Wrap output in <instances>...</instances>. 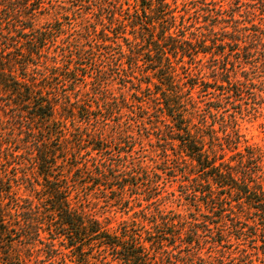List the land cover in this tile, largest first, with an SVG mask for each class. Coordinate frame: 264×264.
Wrapping results in <instances>:
<instances>
[{
	"label": "trees",
	"instance_id": "16d2710c",
	"mask_svg": "<svg viewBox=\"0 0 264 264\" xmlns=\"http://www.w3.org/2000/svg\"><path fill=\"white\" fill-rule=\"evenodd\" d=\"M43 1L32 0L16 17L11 15L15 8L0 9V98L8 110V121L18 128L25 127L26 138L22 143L40 177V188L35 190L37 203L18 195V179L9 175L5 167L10 158L19 155L13 154L17 140L0 134L4 141H0V154L5 151L9 157L0 161V262L27 264L30 252L42 250L49 264H223L220 258L206 261L198 254L203 236L198 233L196 222L182 220L179 214L156 207L157 200L153 199L158 195V175H150L138 162L127 161L130 154L123 156L112 150L115 137L103 133L112 111L104 113L99 104L93 109L91 104L77 99L70 102L67 89L75 88L79 81L85 82L82 78L85 73L80 78L79 65L89 68L103 60L70 46L62 49V62L44 54L60 27L54 23L38 27L33 23L32 18L41 11ZM113 7L121 17L109 18V24L115 26L111 44L104 47L114 52L107 51L105 57L113 62L116 73L124 71L125 53L116 40L120 37L131 52L125 59L127 67L138 68L142 59L147 73L143 76L147 98L156 100L158 110L169 119L168 142L175 141L179 148L175 160L190 166L188 171L186 167L180 168L191 182L183 185L185 195L193 203L202 201L215 216L211 223L217 233L231 231L235 238L250 239L252 247L257 252L260 250L264 259V168L261 165L264 154L251 147L245 156L235 153L239 156L235 164L230 162L233 156L225 158V149L236 150L239 143V135L231 125L233 117L229 114L228 120L225 119L222 112L226 109L218 104H209L206 112L196 108L192 90L197 81H189L190 69L185 66L199 62V54L226 57L237 53V34L224 29L218 32L207 26L206 32L200 30L197 34L190 32L192 37L186 36L187 26L182 19L177 22L174 14L176 0H137L131 9L115 3ZM221 12H216L213 21H224L219 16ZM5 25L11 26L9 32L20 34L22 40H11L12 36L3 31ZM127 28L132 39L124 35ZM260 35H264L262 30L255 32L250 43H261ZM17 43L24 48L19 64L12 51L7 50ZM226 45L229 47L224 52ZM84 59L88 62H83ZM59 61L61 65H57ZM14 64L20 69L17 76ZM29 64L33 66L31 71L26 70ZM100 65L99 71L104 72L103 64ZM124 77L129 79L126 74ZM94 79L100 80L96 76ZM225 82L229 84L227 79ZM150 83L155 86V92L150 89ZM223 90H218L219 97L214 103H228L231 96H222ZM235 92L236 99H240L242 89L237 86ZM107 103V100L103 102V109L107 110L104 107ZM220 109L221 114H217ZM76 113L80 121L75 120ZM207 114L212 116L210 122L206 120ZM197 115L199 121L194 123ZM216 120L222 137L213 126ZM139 191L145 192L142 198L145 205L130 199L131 194H140ZM91 197L102 198L119 208L136 206L139 209L133 211L134 217L140 215L142 220H122L112 230L82 209ZM150 206H154V213L147 214L144 210ZM240 213L250 214L251 217L246 216L250 222L242 219ZM227 216L230 227L224 222L219 224ZM14 244L25 249L27 258L13 250ZM37 244L43 248L32 250ZM59 247L70 253L60 251Z\"/></svg>",
	"mask_w": 264,
	"mask_h": 264
},
{
	"label": "rangeland",
	"instance_id": "374dc122",
	"mask_svg": "<svg viewBox=\"0 0 264 264\" xmlns=\"http://www.w3.org/2000/svg\"><path fill=\"white\" fill-rule=\"evenodd\" d=\"M108 1L44 0L40 7L41 11L36 12L32 18L33 23L38 27H44L47 23L51 25L52 23L58 24V27H60V32L55 33V40L52 44L48 43L49 46L44 51L47 56H55L56 59L62 62L61 52L64 51L62 49L65 46H70L71 49L79 47L85 52L92 53L93 58L96 60L98 57L103 60V63H97L94 66H89V68L79 65L81 66L80 78L85 73L82 77L85 82L79 81L75 88L67 89L66 94L69 95L70 102L77 99L79 102L83 101L91 104L93 109L96 104H99L104 113L112 111L106 121L107 125L103 129L104 135L109 136L112 134L115 137L111 144L112 150L114 152L119 151L123 156L130 154L127 161L138 162L150 175H158V195L153 199L157 200L156 207L165 212L177 213L182 220L196 222L198 233L203 236L200 237V248L197 252L206 261L220 258L223 264H264L260 250L257 252V248L252 247L253 242L250 239L235 238L231 231L230 233L227 231L221 232L222 234L217 233L214 223H211L215 220V216L207 211L202 201L193 203L185 195L183 185H189L191 182L185 179L180 168L185 170L186 167V171H188L190 166L186 163H178L175 160L179 148L175 141L168 142L170 140L168 139L170 136L169 119L158 110L159 106L156 100L147 98L146 91H144L146 87L144 81L146 79L143 77L147 73H145V68L142 65V59L138 61V64H141L138 68H128L125 59L131 52L126 49L127 46L120 37L116 40L126 56L122 60L124 71H119L121 75L115 72L113 62L105 57L107 51L114 52V50H109L111 48L104 47V44H111L112 29L115 26V24H109V18L117 19L121 17L118 11L114 7L112 8V3L121 5L123 9L127 7L131 9L137 0H111L112 3H108ZM27 3L32 4L33 2L32 0H0V9L4 6L15 8L16 11L14 10L11 15L16 17V15L23 12L22 8ZM176 6L174 14L177 22L182 19L187 26L185 35L188 37H192L189 35L190 32L196 34L200 30L206 32L205 28L207 26H212L218 32L224 29L227 32L231 31L237 34L239 38V46L235 49L237 53H231L226 57L211 56L209 53L199 54L198 58L201 59L199 62L185 64V66H189L190 73L188 72V74L194 78L189 79V81H197L192 90L196 108L199 111L203 109V112L208 109V106H211L209 104H218L217 106H224L223 109H226L222 112L225 119L228 120L229 114L233 117L234 121L231 125L234 126L239 135V143L236 150L225 149V158L233 156L230 162L235 164L239 159V156L235 153L240 152L242 156H245L247 149L251 147L259 149L264 154V35H260L261 43L255 45L250 43L255 32L262 30L264 33V0H176ZM107 9L110 11L108 12ZM218 9L220 11H217ZM206 10H209V12ZM216 12H221L219 16L224 18V21L218 23L213 21V17L217 16ZM113 22L115 23V20ZM10 28L11 26L5 25L3 31L12 36L11 40L21 41L20 34L17 35L12 31L10 33ZM124 35L128 39H132V36L128 34V28ZM207 38H209V35H207ZM105 40L107 41L105 42ZM228 47L225 46L224 52H227ZM7 50L12 51L11 54L17 57V64L22 61L20 54L24 48L19 43L15 46L11 45ZM139 58H141V55ZM85 61L88 62L87 59H84L83 62ZM61 62L57 65H61ZM49 63V60H47L46 64ZM100 64H103L102 69H104V72L99 71ZM14 68L16 69L14 71L15 75H19V66L14 64ZM32 68L33 66L29 64L26 70L31 71ZM181 71L179 70V73L183 76L184 74ZM124 74L129 79H125ZM94 76L100 80L94 79ZM183 79L185 80V78ZM226 79L229 84L225 82ZM151 82L156 83V80L152 79ZM221 84L223 87H221ZM237 86L242 89L240 99H236L238 98L235 92ZM149 87L154 92L156 91L152 83L149 84ZM222 88L225 91L222 96L227 94L231 96L228 103H214L216 97H219L217 95L218 90ZM202 89H205V91H202ZM105 100L108 101L104 105L107 110L103 109L102 105ZM3 103L4 100L0 98V134L3 137L10 136L17 140L16 147H13V154H19L15 155L14 158H10V163L5 167L9 175L18 179V195L27 198L34 204L37 203L35 190L40 188V177L36 174V168L30 159L31 155L27 153L22 143V140L26 138L25 127L18 128V126L8 121V110L5 109ZM210 108L212 112H215L212 107ZM219 113L221 114V109L217 112V114ZM211 119L212 116L207 114V122H210ZM75 120H81L78 113H76ZM193 121L194 123L199 121L198 115ZM213 126L218 130V136L222 137L219 120H216ZM227 130H230V127ZM0 141L4 143L2 137H0ZM220 141H223V139ZM3 149L4 145L1 147V150ZM0 156L1 162H4L5 157L9 158L5 151L1 152ZM261 165L264 168V158ZM139 192L140 194H131L130 199L140 200L145 205L146 202L142 200L145 192ZM90 199L88 204L84 203L82 205V209L112 230L117 228L122 220H142L140 215L134 217L133 211L139 209L136 206L129 209L119 208L117 205L105 203L102 198L91 197ZM153 207L150 206L144 212L147 214L154 213ZM239 216L250 222V219L246 217H251L250 214L240 213ZM229 218V216L223 217L219 224L226 223V226H228L230 224ZM143 224L147 228L150 226L146 221H143ZM206 228H210L211 232ZM220 228H223V225H220ZM13 248L14 251L27 258V252L21 245L14 244ZM39 248H43V246L37 244L32 250ZM59 248L60 251L66 254L70 253L67 249ZM26 262L27 264H49L48 258L42 250L30 252ZM0 264L2 263L0 262ZM67 264L74 263L67 262Z\"/></svg>",
	"mask_w": 264,
	"mask_h": 264
}]
</instances>
